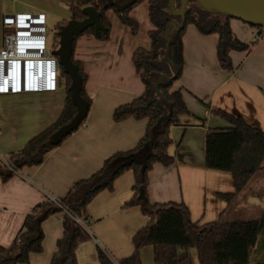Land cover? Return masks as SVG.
<instances>
[{
  "label": "crops",
  "instance_id": "obj_1",
  "mask_svg": "<svg viewBox=\"0 0 264 264\" xmlns=\"http://www.w3.org/2000/svg\"><path fill=\"white\" fill-rule=\"evenodd\" d=\"M129 15L139 24L134 35L108 10L111 29L107 40L91 34L75 40L73 58L83 66L87 76L84 87L91 98L87 115L75 131L45 154L39 165L25 166L6 181L0 177V247L12 243L37 204L48 196H64L76 181L95 172L105 158L133 148L144 135L146 119L115 122L112 118L117 106L131 102L145 88L132 54L136 48L149 49L151 45L148 31L153 25L148 0L134 6ZM70 17L68 6L61 0H0V49L7 18L14 24L11 31H18L20 55L17 60H0V159L21 150L61 114L66 79L50 52L57 48V24L66 23ZM191 32L189 40L183 36L182 74L170 88L181 90L188 109L179 117L180 125H173L186 138L176 149L169 147L174 156L170 166L156 164L149 172L148 198L157 203H184L191 219L200 224L220 219L236 207L243 209L246 220L257 218L264 212V162L244 191L227 204L218 193L234 191L231 174L204 166V138L211 128L226 126L225 120L213 112L217 108L241 115L264 131V30L258 31L260 39L244 51L243 61L228 76L219 71L210 56L217 41L207 44L205 35L198 30ZM188 54L189 58L193 56L191 68L186 64ZM242 69L245 73L239 74ZM199 107L204 108V120ZM208 116L210 125L205 126ZM132 184L133 174L127 171L115 180L112 191H101L88 206L91 234L98 241L95 246L109 256L113 253L116 260L130 254L132 235L145 222L139 207H124L131 197ZM58 216L43 221V251L31 253L27 264L50 263L56 241L63 235L62 217ZM88 249L94 261L96 250ZM253 253L264 256V225ZM76 257L77 264H90L78 248Z\"/></svg>",
  "mask_w": 264,
  "mask_h": 264
},
{
  "label": "trees",
  "instance_id": "obj_2",
  "mask_svg": "<svg viewBox=\"0 0 264 264\" xmlns=\"http://www.w3.org/2000/svg\"><path fill=\"white\" fill-rule=\"evenodd\" d=\"M61 1L68 6L70 19H84L82 9L85 6H91L100 12L99 20L104 29L95 31L94 26H89L74 36L73 48L77 37L83 34H91L103 41L109 38L111 22L106 16L108 10H112L120 23L127 26L133 35L138 31L139 24L130 17L129 12L143 0H135L122 11L116 10L113 6L105 7L107 0ZM112 1L123 5L129 0ZM180 1L175 0L176 6H179ZM202 11L204 15L199 17L187 7L183 27L170 35L168 61L177 75L170 81L162 80L159 91L166 103L171 105L172 113L166 121L155 128L157 121L168 113V107L156 96L154 82L161 74L173 75L168 62L163 58L166 43L162 34L171 20L179 22L180 19L169 13L168 0H148L149 20L153 25L148 31L151 45L149 49L136 48L132 54V63L145 88L139 96L129 103L117 106L112 113L115 122L127 118L146 119L144 135L133 148L114 152L105 158L95 172L76 181L64 196L55 197V200L47 198L37 204L25 217L12 243L8 247H0V264H27L31 253H41L44 237L42 223L51 215L62 217L63 235L56 241V250L49 264H77L76 250L81 243L89 240L90 236L72 217L81 218L90 224L87 210L89 203L101 191H112L115 180L127 171L133 174V184L131 197L124 203V207H139L142 215L148 218V222L132 235L133 251L129 255L113 260L104 249L97 246L99 264H142L140 251L147 246L153 249V264H192L190 249L195 250L198 264H264V256L256 257L255 261L251 259L263 230L264 212L250 220L220 218L200 224L191 219L190 211L184 203L150 202L147 194L148 174L153 166L159 164L168 167L174 161V156L169 152L172 144L170 126L180 125L179 117L188 113L181 90H170L172 82L180 77L184 68L183 34L186 24H193L203 35L217 34L216 57L220 67L228 71L233 69L230 53L249 51L255 43L243 42L235 36L229 25L231 18ZM209 16L214 18L209 20L207 19ZM65 24L61 22L56 26L57 41V32ZM56 59L58 61L57 57ZM71 59L77 65L81 77L80 95L90 105L91 98L84 87L86 73L82 64L73 58V51ZM58 66L60 74L66 79L64 107L55 123L33 136L21 150L6 157L16 170L39 165L47 152L57 147L71 134L58 144H51L48 140L56 129L68 123L76 113V107L70 99V78L62 67ZM213 112L225 120L226 126L211 128L206 132L204 166L231 174L234 191L218 193L227 204H231L244 191L264 162V131L247 122L241 115L219 108ZM13 174V171L8 170L0 160L1 179L6 181Z\"/></svg>",
  "mask_w": 264,
  "mask_h": 264
},
{
  "label": "water",
  "instance_id": "obj_3",
  "mask_svg": "<svg viewBox=\"0 0 264 264\" xmlns=\"http://www.w3.org/2000/svg\"><path fill=\"white\" fill-rule=\"evenodd\" d=\"M135 0H129L126 4H118L112 0H107L105 7L113 6L116 10L122 11L127 6L131 5ZM197 6L212 15H220L222 17L234 18L241 20L247 24L256 27H264V0H193ZM189 0H181L179 6H176L175 0H168L169 13L174 17L178 16L180 21L175 19L171 20L167 29L163 32L165 38L166 49L163 55L165 61L173 72L172 76L167 74H161L157 81L154 82V89L156 96L159 100L167 105L168 113L162 116L156 123L155 128H158L164 121H166L172 113L171 105L167 104L163 95L159 91V84L162 80L170 81L177 73L174 71V67L168 61V52L170 46V35L180 31L185 23V15ZM85 14V18L82 20L69 19L65 25H63L57 32L58 42L57 48L50 53L58 58V64L62 67L63 71L70 78V99L76 107V113L72 119L56 129L49 137L51 144H58L64 137L76 130L81 122L85 119L89 108L88 103L80 95L82 88L81 77L78 73L77 65H75L71 59L73 51V38L78 33L83 32L89 26H94V30H103L99 17L100 12L95 11L91 6H85L82 9ZM143 189L140 188L142 193Z\"/></svg>",
  "mask_w": 264,
  "mask_h": 264
},
{
  "label": "rangeland",
  "instance_id": "obj_4",
  "mask_svg": "<svg viewBox=\"0 0 264 264\" xmlns=\"http://www.w3.org/2000/svg\"><path fill=\"white\" fill-rule=\"evenodd\" d=\"M177 2H178V0H177ZM188 7L190 8V11L194 15L199 16V17L204 15V12L193 1L189 2ZM168 11H169V9H168ZM176 17H178V16H176ZM211 18L213 19L214 16L207 17V19H209V20ZM229 25H230V27L232 29V32L235 34V36L238 39H240L241 41L247 42V43H250V42L253 43V41H255V43H256L260 39V35H261V34H259L258 31H260L261 29L264 30V27L252 26L250 24H247V23H245V22H243L241 20L234 19V18L229 19ZM51 28L53 29V27H51ZM193 30H197V28L193 24L187 23L185 28H184L183 36L185 35V37H188L189 33L191 31H193ZM252 32L255 34V37L251 36ZM52 37H53V32L50 34V38H52ZM204 37L207 38V44L211 43V41L213 39H215L217 41V34H215V33L207 34ZM189 38L190 37H188V40H189ZM211 51H213V52H212V54H210V56H212L215 59V62H216L215 66L217 65V68H219L220 72H223L224 76H228L229 73H231L232 70L234 71L236 66L240 65V63L243 61V57H244V51H232L230 53V55H231V61H232L233 69L231 71H228V70L222 69L220 67L219 63H218V59L216 57V44H215V47L213 46V49ZM214 51H215V53H214ZM192 63H193V56L191 55V58H189V54H188L187 63H186L187 67L189 66L191 68L192 67ZM244 66L242 65V68H244V69L248 68V67H244ZM220 69L223 70V71H221ZM244 69L240 70L239 74L245 73L243 71ZM228 82L231 83L232 81H228ZM199 108H200V111H201L200 116L203 119L204 115H205V114L203 115L204 108L203 107H199ZM205 117H206V115H205ZM204 123H205L204 124L205 126L210 125V116H208L206 118V121ZM169 135L171 136L172 141H173L172 144H171V148H173V150L176 149L186 138V134H182V131H180L175 126H170ZM88 209L89 208L87 207V210ZM88 212H89V210H88ZM242 213H243V209L241 207L239 209H237V207H236L235 209L234 208L231 209V211H229L227 213V215H224L222 217V219H224V220H235V219L246 220L247 216L242 215ZM58 217H60V216H58ZM144 221L145 222H144L143 225H145L148 222V218L144 217ZM85 223L89 227L90 232H92L89 222L85 221ZM84 246H86V248ZM80 248H82V250H80ZM88 248H91V250L93 252H94V250H96V246H95L94 240L92 238H90L89 240H87V241L83 242L82 244H80L78 246V252H82V254H84V256H85L84 258L87 259V260H85V262H87L89 260L90 264H99V262L97 260V257H95L96 259L94 261L91 259V257H90V252L91 251H89ZM189 251H190V254H191V258H192V264H198L195 250L194 249H190ZM87 253L89 254V256H87ZM108 253H109V251H108ZM110 256H111V258L113 260H116V258H117L116 255H114L113 253L112 254L110 253ZM251 259L255 261V259H256V254L255 253H253L251 255ZM141 261H142V264H153V249H152V247H145V249L142 250V252H141Z\"/></svg>",
  "mask_w": 264,
  "mask_h": 264
},
{
  "label": "built area",
  "instance_id": "obj_5",
  "mask_svg": "<svg viewBox=\"0 0 264 264\" xmlns=\"http://www.w3.org/2000/svg\"><path fill=\"white\" fill-rule=\"evenodd\" d=\"M4 32H3V46L0 49V60H17L20 58L19 55V34L17 30L14 29V24L10 23L6 18L4 22ZM252 37H255V34L251 33ZM56 59V57H55ZM57 60V59H56ZM6 166L8 170L13 171V173H19V170L14 169V167L9 164L6 157L0 159ZM49 199L55 200V196H48ZM64 212L68 214V212L64 209ZM73 220L81 225L88 233L90 238L94 240L95 243H98L93 234H91L89 227L86 225L85 221L78 217H72Z\"/></svg>",
  "mask_w": 264,
  "mask_h": 264
}]
</instances>
